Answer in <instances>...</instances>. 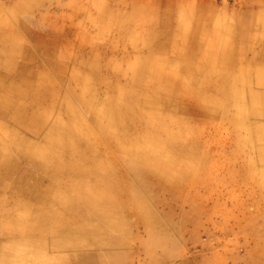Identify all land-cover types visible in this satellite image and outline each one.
I'll list each match as a JSON object with an SVG mask.
<instances>
[{"label":"rangeland","instance_id":"obj_1","mask_svg":"<svg viewBox=\"0 0 264 264\" xmlns=\"http://www.w3.org/2000/svg\"><path fill=\"white\" fill-rule=\"evenodd\" d=\"M0 40L18 50V61L27 62L33 81L48 76L64 81L65 88L76 77L87 94L99 89L102 98L109 94L102 81L108 82L110 95L122 106L135 100L144 111L154 106L162 117L172 114L189 122L180 129L191 137H158L153 147L166 154L161 167L144 168L148 185L128 171V159L119 155L126 177L113 190L123 217L100 222L97 233L76 231L94 222L95 215L76 199L86 186L69 181L62 196L80 214L74 217L64 205L55 206L65 216L59 223L74 229L65 244L85 245L95 255L94 264H264V102L253 98L264 95V85L257 82L264 80V57L255 56L264 55V0H0ZM215 41L232 59L230 71L243 70L238 81L230 76L231 93L205 95L237 118L236 128L222 111H203L206 102L197 104L184 94L185 87L160 86L157 79L141 76L153 69L187 76L185 66L199 64L216 79L224 68L221 60L203 54ZM205 79V71L193 74L187 87L199 90ZM146 93L158 94L159 102L147 103ZM71 106L82 110L73 99ZM83 118L99 135V128ZM62 126L84 131L66 118ZM111 129L112 135L119 133ZM175 142L183 149L175 152ZM56 232L38 238V249L18 238L16 246L0 249V264H73L74 252L53 245Z\"/></svg>","mask_w":264,"mask_h":264},{"label":"bare ground","instance_id":"obj_2","mask_svg":"<svg viewBox=\"0 0 264 264\" xmlns=\"http://www.w3.org/2000/svg\"><path fill=\"white\" fill-rule=\"evenodd\" d=\"M6 47H8L6 42L0 40V69H4V72L0 71V111L4 112L5 108L10 110L12 113L9 116L17 122L19 129L25 134L1 124L0 130L10 136L8 138L16 152L21 151L23 155L29 156L35 165L45 172L47 178L37 172H29V174L27 172L28 175L24 179H18L16 175L20 172V166L14 149L7 145L9 144L7 141L0 138V192L8 185L16 187V198L9 199L5 203L0 202V237L6 240L3 243V240H0V249L16 246V240L22 237L32 242L33 249L41 248L42 244L37 239L56 228L58 238L54 239L53 245L66 247L65 251L74 252L69 257L71 263L94 264V262L90 263L96 260L94 253L78 252L86 250L85 245L65 244L66 236L74 229L71 230L59 223L61 220L63 222L65 216L63 213L60 215L55 206L64 205L65 212L74 217L80 214L79 210H72L67 203L68 199L66 201L63 199V190L67 188L69 181L86 186V192L76 194V199L90 208L95 215L94 222L79 225L75 228L76 231L85 236L97 233L103 228L100 222L109 223L112 219L123 217L122 207L117 206L118 195L113 190L115 182L126 177L121 168L119 155L128 159L126 162L128 171L141 183L148 185L145 182L148 176L144 168L161 167L160 159L166 154L153 147L154 144L159 145L156 144L158 137H191L189 132L180 129L187 128L189 122L172 114L162 117L160 110L155 111L154 106L151 110L144 111L135 100L122 106L110 95L113 92L112 85L104 81L102 83L109 92L105 98L100 96L102 92L99 89H91L87 94L84 87L86 84L76 77L75 79L71 77L66 90L61 92L63 80V82L55 81L48 76L40 75L37 82L39 87L33 90L34 83L26 77L19 81L10 79L12 71L15 72L14 69H21L15 76H22L30 70L26 61L19 63L15 51ZM208 73L211 74L210 71ZM143 75L157 79L160 86L164 84L163 86L171 88H179L183 82L184 94L197 101L198 91L187 87V76L174 75L161 69H153L141 74ZM257 98L264 102L260 95ZM71 99L75 100L82 110L72 107ZM136 100L142 105L140 99ZM159 100L156 93L149 94V97L145 98L150 105L158 103ZM177 100L180 98L178 97ZM201 109L210 115L222 111V116L230 120L235 128L237 127V118L228 114L226 107L213 99ZM261 110L264 113V106ZM52 112H55L56 116L50 123L48 116ZM83 114L99 128V135L89 126L84 125ZM64 118L81 125L83 134L81 135L74 127L62 126ZM112 127L119 129L117 135H112ZM27 134L32 136L41 134L42 137L38 140ZM56 137L59 139L56 140ZM54 142L57 144L54 145ZM45 148H47L46 152L42 150ZM112 149L117 151L116 157L119 161ZM180 149H183L181 145L174 147L175 152ZM262 154L264 155V152ZM162 179L165 180L164 177ZM48 224H52L53 228ZM5 242L8 244L5 245ZM11 259V256L7 258L10 261Z\"/></svg>","mask_w":264,"mask_h":264},{"label":"crops","instance_id":"obj_3","mask_svg":"<svg viewBox=\"0 0 264 264\" xmlns=\"http://www.w3.org/2000/svg\"><path fill=\"white\" fill-rule=\"evenodd\" d=\"M214 45H215V47H213L211 51H207V49H204L203 54H204V56L206 54L209 56L210 55H212V56L216 55V56H218V59L221 60L220 61V63L222 64L221 66L224 68H223L222 73H220V75L216 79H215V76L213 74L208 73V71H210V69L207 66H202L199 64L196 66H193V65L187 64L184 68V70L188 74L187 77H190L194 74V78H195L197 73H201L203 71L207 72V79H205V81L202 82L201 88L199 90L196 89L198 91L199 95L197 97V101H195V102H198V104H199V102H201V103L206 102V105L209 103L211 98L207 97L205 95L208 92L215 94V95H224V94H226V92L231 93L233 82H232V79L229 81L230 76H232V77L234 76L233 81L237 77V81H238V76L240 75V73L243 70V68H240V70L238 72L236 71V73H232L231 71H233L235 69V66L232 65V62H231L232 59L231 58L226 59L228 57V52L224 49H217L220 45V41H215ZM14 51H15V53H17L18 50L16 49ZM24 52L27 53V50L25 48H24ZM18 53H20V52H18ZM22 54H23V52H22ZM255 54H257V55H255L256 57H261V58L264 57V55L262 53L256 52ZM20 56L21 55L16 54V57L18 59L21 58ZM251 58H254V54H253V57H251ZM241 60L243 63L245 62V59L241 58ZM227 69H229V70H227ZM3 70L4 69H0L1 72H4ZM14 70H15V72L12 71V75H11L12 77H10V79H12V81H19L21 78L26 77V79H28L34 83V89L33 90H36V88L39 87L37 84L38 77H37L36 81H33L32 77L34 75L31 71L25 72L22 76H18V75L15 76L16 72H19L21 69H18V70L14 69ZM10 72H7V73H10ZM171 73L174 75H180L174 71ZM245 73L246 72H243V74H245ZM147 77H150V76H147ZM142 78H143V76H142ZM257 82L259 84L264 85L263 79H258ZM64 85H65V82H63L61 84V87H60L61 92H64L66 90L67 85L65 88H64ZM183 86H184V83L181 82L179 88H183ZM192 88H194V87L192 86ZM251 95H253V92H251ZM259 95L261 96L262 99H264V95H262V94H259ZM253 98L258 99L257 97H253ZM206 105H204L203 107H205ZM10 113H12V112L10 110H8L7 108L4 109V112L0 111V124L4 125L5 127L11 128L14 131L16 130L18 132L25 134L24 131H21L19 129V125L16 124L17 122L13 121V119L9 116ZM51 115H53L55 118L56 113L52 112ZM51 115L48 116V118H49L48 121H50V123L53 122V120L51 121V119H50ZM27 135L29 137H36V139H38V140H41V137H42L41 134H35V136L29 135V134H27ZM8 137H10V136H8L6 133H3V131L0 130V138L7 141L10 144V145L9 144H7V145L12 149L13 148L12 142L10 141V139ZM14 154H15V157L18 161L19 166H20V168H19L20 172L17 173V175H16L18 179H24L29 174V172H37V173H40L44 178H47V175L45 174V172L41 168L36 166L35 162H33V160H31V158L29 156L23 155V152H21V151L16 152L15 149H14ZM32 168L34 170H32ZM27 172H28V174H27ZM15 189H16V187L10 186V185H8L5 189H3L0 192V202L5 203L9 199L16 198ZM7 194H9V196H7ZM1 238L2 237H0V240H1ZM82 251L86 252L87 250H79L78 252H82Z\"/></svg>","mask_w":264,"mask_h":264}]
</instances>
